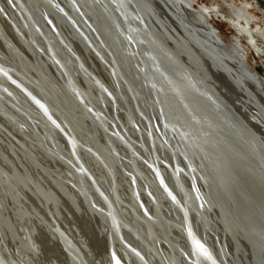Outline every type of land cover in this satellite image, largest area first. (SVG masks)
Returning <instances> with one entry per match:
<instances>
[{"label": "bare ground", "instance_id": "6f19581e", "mask_svg": "<svg viewBox=\"0 0 264 264\" xmlns=\"http://www.w3.org/2000/svg\"><path fill=\"white\" fill-rule=\"evenodd\" d=\"M78 1L94 23L99 25L94 10L100 13L103 23L109 22L108 31L114 30L126 53L129 47L122 43L114 27L137 45L135 55L126 57L132 62L122 61V66L116 44L115 49L107 43L114 63L122 68L120 73L114 66L113 80L59 24L67 15L71 22L78 17L71 0H20L15 7L17 11L23 9L24 15L15 13L8 1L1 0L0 25L11 39L0 33V123L8 128L7 133L0 129V264H90L79 242L91 254L93 264H121L123 258L124 264H209L202 247L206 243L212 245L218 264H240L236 233L242 231L228 215L231 199L233 207L240 206L234 199L233 186L224 183L217 164H223V149L232 150L245 159L242 163L251 172L262 173L258 181L264 185L263 149L257 142L243 139L237 125L217 109L207 96L210 77L201 59L183 36H174L165 27L157 13L153 11L171 46L143 22L145 13L136 0ZM168 1L175 3L178 11L186 6L194 8L190 17L202 24L213 17L226 22L233 36L241 40L227 45L239 58L243 56L241 48H248L245 56L250 67L248 52L263 54L258 38H264V26L250 11L253 5L247 0H222L221 5L211 0L209 7H195L194 0ZM48 21L57 26L56 33ZM139 22H143L141 29ZM34 23L41 26L43 36ZM79 27L87 34L85 24ZM81 41L86 45L85 40ZM93 46L100 50L97 39ZM81 64L101 72L107 79L105 92L94 85L88 74L78 71ZM135 65L141 81L132 70ZM8 75L31 96L9 84ZM100 81L106 86L103 78ZM235 83L242 82L235 79ZM239 91L238 101L251 110H263L249 97L251 91ZM257 95L264 101L259 92ZM102 101L112 124L100 107ZM253 117L263 121L256 114ZM27 118L33 120L32 124ZM155 119L161 134L154 132ZM134 122L140 124L139 130L131 127ZM55 124L66 130L68 139L61 140ZM112 129L120 134L124 129L132 139L121 141ZM146 130L151 133L143 136ZM70 147L96 178L104 196L79 165L67 161L72 159ZM143 153L152 167L157 165L167 174L165 188L139 160ZM162 159L168 160L181 176L169 170L167 173L159 163ZM188 175L194 189L184 186V182L190 183ZM143 183L147 187H142ZM164 203L174 213L164 210ZM184 211L195 226L196 240L188 245L177 237H182L176 225ZM213 216L216 226L211 225ZM214 228L219 231L215 234L221 246L210 233ZM226 235L234 240L231 255L223 243ZM119 237L127 241V246ZM183 245L187 246L186 256L180 250Z\"/></svg>", "mask_w": 264, "mask_h": 264}, {"label": "water", "instance_id": "95a60500", "mask_svg": "<svg viewBox=\"0 0 264 264\" xmlns=\"http://www.w3.org/2000/svg\"><path fill=\"white\" fill-rule=\"evenodd\" d=\"M7 1L9 2V6L11 5V7H13L15 13L20 14L22 12L21 14L24 15L23 12L25 11L23 9L17 11L18 9L16 10L15 7L16 4H18V2L20 3V0H6V2ZM71 1L75 11L77 12L78 17L76 18V20H73L71 22L72 18L68 17L67 15L66 19L63 18L64 20H62L61 18L59 24L64 26L65 30H69L70 37L75 38L84 49L86 48L85 49L86 52L89 53L99 63V65L103 68V70H106L109 73L111 79L113 80L112 70L114 69V66L117 67V70L120 73L122 68H119V65L116 64V62L114 63V58L111 57V54L108 51L107 43L112 44L113 48L117 46L116 48L117 50H119V54L121 55V57L120 56L119 57L120 59L122 58L120 60L121 65L123 66L124 61L125 63H127L126 60L128 59L129 61L132 62L130 58L126 59V57L127 54L131 56L135 55L133 53L134 50L137 51V45L135 41L132 40L129 36L122 37L121 31L119 29L116 30V27H114L115 32L116 31L118 33L120 32L119 37L122 43L127 48L129 47L126 53L122 49L121 44L117 40V37H115V34L113 33L114 30L113 32L108 31V26H110V24L107 19L106 20L108 23L107 24L103 23L101 21L102 18L100 13L97 10H94L96 11L95 12L96 18L99 21V25H98L94 23V19L92 15L86 14L84 12L85 10L78 0H71ZM136 2L142 7L145 13L143 15V19H144L143 22L149 25L151 28H154L157 35L167 45L171 46L172 42L166 36V34L162 32V28L160 26L161 24L154 17L153 11L157 13L158 16L161 17L160 20H162L165 27L169 31H171L174 36L176 35L178 37L183 36L189 42L190 44L189 48L195 51V54L197 55V57L201 59L202 65L205 67L207 73L209 74L210 78L208 81L210 83V89L208 88L209 92L207 91V96L210 97L211 100L217 105L218 110L226 114L229 121L237 125V127L241 131V136L244 137L243 139L248 138L252 142L253 141L257 142L260 145V147L263 149V154H264V116H263L264 114L262 115L261 113V111L264 113V101H261L259 99L260 97L257 95V93L259 92V94L264 97V82L257 77V74H255L253 71L254 69L249 66L246 60L245 54L246 51H248V48H241L243 52V56L240 58L237 55L232 54L230 47L227 45L226 41L221 37L219 30L209 20L205 22V24H202L198 21L193 20L190 17V13H191L190 11L195 10L192 7L186 6V9L182 11H178V8L177 6H175V3H173L172 1L170 2L168 0H136ZM0 4H2L1 0H0ZM95 5L100 9L101 6L99 4L95 2ZM143 22L138 23V27L140 29L143 28ZM47 23L49 24V27H51V29L55 31V33L58 31L56 30L58 29L57 26H55L56 27L55 28L51 22L48 21ZM82 23L85 24V27L87 28L86 29L87 34H85L79 27V24L80 26H82ZM33 26L37 31H39V34L43 36L41 32V26L36 25L35 23ZM0 28H1L0 31H2L0 33H2V35H4L6 38L11 39L8 36V34L5 32L3 27H1V25ZM97 30L103 35L106 44H104ZM190 33L194 36H191ZM81 39L85 40L87 46L82 44L83 42L81 41ZM94 39H97L99 41V47H100L99 51H97L98 49L96 50L95 47L93 46ZM232 40L239 42L241 41L239 38L234 36L232 37ZM114 44H116V46ZM36 49L40 50L39 48ZM174 49L176 51L178 50L177 48ZM70 52L72 54V57L78 60V56L73 52L72 49H70ZM177 52L180 54L181 57H184L182 51L180 52L178 50ZM80 66L81 68L78 67L79 72L88 74L89 78L94 83V85L98 87L100 86L102 91L105 92V90H107V79L105 80L101 72H99L92 65L87 66L88 68L83 64H81ZM132 70L135 72L138 81H141L140 80L141 77L139 75L140 72L139 73L137 72L139 71V67L137 68V66L135 65V67H133ZM251 70L253 72H251ZM68 75H69L68 77H70V79L74 81L73 75H71L70 72H68ZM102 78L105 81L106 86L105 84H102L101 81L99 82V80H101ZM6 79L9 82V84L16 86L18 89L22 91V93L26 94L27 96H31L30 92L21 83L17 82L13 76L8 75ZM235 79H238L242 83L240 85H236ZM222 82L225 83V86L227 88L224 85H222ZM239 90L245 92L251 91L252 95H250L249 97L253 101L255 100L254 102L258 104L260 103V109L263 110H261L260 112L257 111L256 109L251 110L242 102L238 101L236 96H239L240 94ZM255 98H257L258 101ZM107 103L109 106L113 105L110 101ZM106 106L107 105L102 101L100 107L104 111L103 113L105 114L107 122L112 124L109 118L110 113L107 111ZM253 114L259 116L263 121L259 122L256 118L253 117ZM5 118L9 120L8 117L5 116ZM26 120L29 124H32L33 121L32 119L27 118ZM9 121L12 122L11 120ZM154 121H155V126L153 128L154 132L161 134V131L158 125L156 124V119ZM4 125L5 124L0 123V129L4 130V132L7 133L8 128ZM54 126L56 128V131H58L61 140L68 139V134L64 128H62L58 124H55ZM131 127L135 130H139L141 126L139 123L134 122L131 125ZM112 130H114L118 134V136L116 135L117 137L115 138L117 139L120 138L121 141L126 140L127 138L132 139L130 134H128V132L125 131L124 129H123L124 132L123 134H120V132L117 129H112ZM150 133H151L150 130L149 131L146 130L144 131L143 136H145V134L146 136L147 134L150 135ZM69 151L72 159L71 160L67 159V161L72 165H74V163L79 165L80 168L85 172L86 176L93 182V184L96 187V190L100 192L102 196H104L100 188L96 184V178H94L91 172L82 164L81 160L79 159V156L76 154V152L73 150L72 147H70ZM132 151L135 152L134 149H132ZM222 153L223 155H225V159L223 160V164L222 163L217 164L219 168V174L227 186L230 185L233 186L234 199L240 206L239 209L233 207L232 199H231L230 201L231 206L228 209L229 219L231 220V222L233 221L235 225H238L240 227V230L242 231L241 234L236 233V240H237L236 246L238 249L236 257L239 259L240 264H264V185L258 181V178H262L263 175L259 171L257 172V175L251 172L249 167L244 165V163H242L244 162L243 160L245 159H242L239 155L232 153V150L223 149ZM141 155L142 157L139 160L144 164H146L148 168L153 171L157 183L165 188L167 174L165 172H162L157 165L155 167H152L148 163L147 160L148 157L146 154L143 153ZM127 161L131 164L134 163L133 160L131 159H127ZM141 162H139L140 165ZM159 163L162 167L166 168V171L169 170L172 171V173L175 176L178 177L181 176L180 173L175 170V168L168 160L162 159L159 161ZM222 168L223 170H221ZM189 178H190L189 179L190 183L184 182V186L188 189H191V187L193 188V179L191 176H189ZM198 182L200 185H202L201 181ZM113 186L116 187L115 184H113ZM142 187H147L146 183H143ZM235 188L236 189L238 188L239 192H237ZM145 190H146L145 192H147V195L153 198V195L147 189ZM226 200L229 201L228 197L226 198ZM164 204L166 206V207H162L164 210L169 211L171 214L174 213L171 207L167 206L166 203ZM162 206L164 205L162 204ZM179 222L180 223L176 226L178 227L179 233H181L182 237L181 236H177V237L182 239L185 245H188V242L190 241H195L196 240L195 226L191 216H189L184 211L181 220ZM211 222H212L211 224L212 226H216L214 216L213 218H211ZM98 229L103 230L100 227ZM210 233L217 240L218 246H221L222 242L221 240L218 239L217 235L215 234V233H219V231L217 232L216 229L214 228L213 230H210ZM119 238H120L119 239L120 242L123 245L127 246V241L122 237ZM224 239H225L223 240L224 246L225 244H227L228 249L227 246L226 249L229 251L231 255L232 253L231 249H234L235 246L234 240L229 235H226ZM73 241L77 243L75 239H73ZM185 245L182 246L183 248L180 247V250L186 256L187 246ZM203 245H204L202 246L203 249H205L207 252V256H208L207 261L210 262L209 264H218L213 256L214 254L212 250L213 248L211 247L212 245L209 243ZM78 246L82 251L84 258L90 264H93L94 261L92 260V257L90 256L91 254L88 252V250L84 248V246L81 245L80 242L78 243ZM162 254L164 255L163 252ZM123 261L124 263L126 262V260L123 258L121 264H124Z\"/></svg>", "mask_w": 264, "mask_h": 264}, {"label": "rangeland", "instance_id": "374dc122", "mask_svg": "<svg viewBox=\"0 0 264 264\" xmlns=\"http://www.w3.org/2000/svg\"><path fill=\"white\" fill-rule=\"evenodd\" d=\"M227 1H239V0H227ZM251 5H253V8L250 9L253 13H256L258 17L260 18L259 24L264 26V0H247ZM220 5L222 4V0H216ZM211 0H194L195 7H198L199 5H206L207 7L210 6ZM224 7V6H223ZM224 10L226 8L224 7ZM212 24L220 31V34L222 38L226 41V43H230L232 40V37L234 35L233 29L224 22L221 18L213 17L211 20ZM259 44L262 45L264 48V38L259 37ZM248 61L254 68V73L257 74L258 78L264 82V52L261 55H257L254 51L248 52ZM1 142V141H0ZM2 143V142H1ZM66 221L67 225H70V222ZM39 228L43 229L42 226L39 225Z\"/></svg>", "mask_w": 264, "mask_h": 264}]
</instances>
